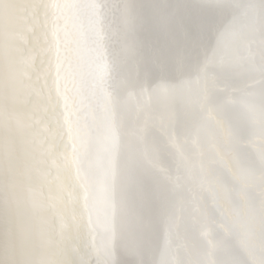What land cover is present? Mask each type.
<instances>
[{
	"label": "bare ground",
	"instance_id": "obj_1",
	"mask_svg": "<svg viewBox=\"0 0 264 264\" xmlns=\"http://www.w3.org/2000/svg\"><path fill=\"white\" fill-rule=\"evenodd\" d=\"M0 264H264V0H0Z\"/></svg>",
	"mask_w": 264,
	"mask_h": 264
}]
</instances>
